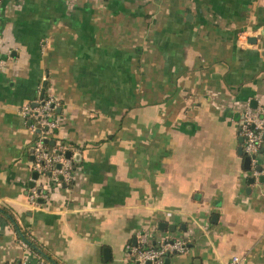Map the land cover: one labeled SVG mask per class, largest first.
Returning a JSON list of instances; mask_svg holds the SVG:
<instances>
[{
  "label": "crops",
  "instance_id": "obj_1",
  "mask_svg": "<svg viewBox=\"0 0 264 264\" xmlns=\"http://www.w3.org/2000/svg\"><path fill=\"white\" fill-rule=\"evenodd\" d=\"M0 58V264H133L143 233L187 241L165 264H264V150L257 177L239 154L264 0H0ZM43 89L75 169L33 204Z\"/></svg>",
  "mask_w": 264,
  "mask_h": 264
},
{
  "label": "built area",
  "instance_id": "obj_2",
  "mask_svg": "<svg viewBox=\"0 0 264 264\" xmlns=\"http://www.w3.org/2000/svg\"><path fill=\"white\" fill-rule=\"evenodd\" d=\"M2 64L0 58V68ZM58 106L59 101L53 95L46 94L20 108L21 115L36 134L32 145L33 169L38 172L39 177L31 178L35 183L29 188V199L33 204H38L39 199L45 201L49 198V192L39 180L41 176L48 175L55 183H70L73 180L74 160L66 156V144L55 138L59 123L54 118V112ZM240 134L244 137V153L251 157V173L257 177L261 172L258 169V155L264 145V108L247 105L240 120ZM20 243L24 250L32 251V246L26 240L20 239ZM130 249L133 264H165L169 256L187 251L188 243L184 239H165L153 245L149 244L147 234L143 233ZM238 261L239 258L234 257L231 264ZM10 264H28V258L23 256Z\"/></svg>",
  "mask_w": 264,
  "mask_h": 264
},
{
  "label": "water",
  "instance_id": "obj_3",
  "mask_svg": "<svg viewBox=\"0 0 264 264\" xmlns=\"http://www.w3.org/2000/svg\"><path fill=\"white\" fill-rule=\"evenodd\" d=\"M44 95H45V89L42 90L41 95H40V98H43ZM253 104H254V102H253ZM253 107L255 108V105H253ZM243 141H244V137L243 136H240L239 142L242 144ZM51 143L53 144V141H51ZM263 150H264V148L261 149V151H263ZM32 151H33V149H32ZM239 154L240 155H244V151H243V147L242 146L239 148ZM67 156H71V153L68 152ZM244 166H245L246 169H250L251 168V157L248 156V155L245 156V158H244ZM258 169L261 171V167L260 166L258 167ZM38 176H39L38 175V172L35 171L34 174H33L34 179H37ZM249 182L250 183H253L254 182V178L251 177L249 179ZM34 185H35V183L33 181H30L29 186L30 187H33ZM39 202H42V199H39ZM135 243H136V239H135ZM168 260H169V258H167V261Z\"/></svg>",
  "mask_w": 264,
  "mask_h": 264
},
{
  "label": "trees",
  "instance_id": "obj_4",
  "mask_svg": "<svg viewBox=\"0 0 264 264\" xmlns=\"http://www.w3.org/2000/svg\"><path fill=\"white\" fill-rule=\"evenodd\" d=\"M0 212L5 214L6 216H8L13 222H15L14 220V216L12 214H10V212L8 211L7 208L5 207H0ZM16 225V224H15ZM16 230L18 231V233L20 234V239L26 240L31 246H32V250L34 251H38L40 254H43L41 252V250H38V247L35 244V241H33L30 237H28L25 232L21 231L20 227H16Z\"/></svg>",
  "mask_w": 264,
  "mask_h": 264
},
{
  "label": "rangeland",
  "instance_id": "obj_5",
  "mask_svg": "<svg viewBox=\"0 0 264 264\" xmlns=\"http://www.w3.org/2000/svg\"><path fill=\"white\" fill-rule=\"evenodd\" d=\"M49 181H51L50 176L45 175L41 177V182L44 183V185L46 186L47 184H49ZM46 188L50 191L51 188H49L48 186H46Z\"/></svg>",
  "mask_w": 264,
  "mask_h": 264
}]
</instances>
